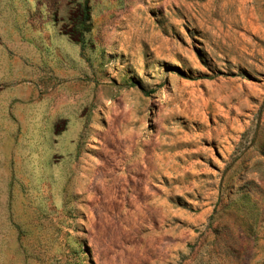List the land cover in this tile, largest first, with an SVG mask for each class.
I'll list each match as a JSON object with an SVG mask.
<instances>
[{
  "label": "rangeland",
  "instance_id": "rangeland-1",
  "mask_svg": "<svg viewBox=\"0 0 264 264\" xmlns=\"http://www.w3.org/2000/svg\"><path fill=\"white\" fill-rule=\"evenodd\" d=\"M0 264H264V0H0Z\"/></svg>",
  "mask_w": 264,
  "mask_h": 264
}]
</instances>
